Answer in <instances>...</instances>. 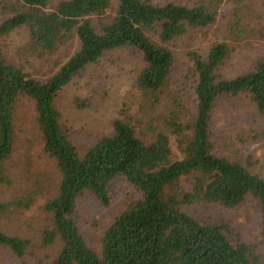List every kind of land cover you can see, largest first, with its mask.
<instances>
[{
  "label": "trees",
  "instance_id": "1",
  "mask_svg": "<svg viewBox=\"0 0 264 264\" xmlns=\"http://www.w3.org/2000/svg\"><path fill=\"white\" fill-rule=\"evenodd\" d=\"M198 1L192 5L152 0L1 3L0 39L21 28L28 51L35 55H51L64 45L76 44L67 60L44 79L9 62L0 46V184L7 180L4 162L13 148L16 104L27 97L34 103L43 151L54 159L60 174L57 193L44 206L51 215V228L44 230L43 244H60L52 264L259 263L256 245L234 241L225 224L210 223L184 210L214 203L234 207L251 196L264 235V175L214 153L210 129L212 110L223 96L245 94L264 115V55L249 71L222 78L217 69L229 56L230 44L214 43L206 56L192 51V97L172 91L175 56L169 43L187 28L214 23L224 3ZM243 1L228 0L236 3V18ZM253 30L249 23L236 20L227 28V38L239 41ZM255 33L264 38V27ZM118 48H133L139 54L141 66L132 85L142 97L139 114L144 115L134 120L123 109L124 118H114L110 133L80 152L60 124L55 98L86 66ZM163 104L157 123L152 124L153 114ZM143 120L148 121L140 129ZM251 132L257 138L258 131ZM115 180L125 186V208L92 246L78 227L77 199L89 191L101 206H108L109 186ZM17 204L0 201V218ZM29 243L0 230V246L17 256Z\"/></svg>",
  "mask_w": 264,
  "mask_h": 264
},
{
  "label": "rangeland",
  "instance_id": "2",
  "mask_svg": "<svg viewBox=\"0 0 264 264\" xmlns=\"http://www.w3.org/2000/svg\"><path fill=\"white\" fill-rule=\"evenodd\" d=\"M3 1L7 0H0V11ZM56 1L51 0V3ZM152 1L186 5L199 2ZM235 6L236 3L231 5L224 0L214 23L203 28H187L169 43L175 56L173 92L180 91L192 97L194 77L189 56L192 51L206 56L214 43L225 41L230 44L232 50L229 56L217 69L222 78H233L249 71L254 61L264 55V38L255 33L264 27V0H244L238 18L233 14ZM236 20L249 23L250 30L254 29L248 38L239 41L227 38V28ZM0 46L9 62L40 79L53 73L76 48V44L64 45L54 54L35 55L28 51L26 32L21 28L1 38ZM140 66L139 54L133 48L111 50L97 63L86 66L58 93L54 104L60 113V124L78 151L82 152L100 136L110 133L114 118H124L123 109L128 113V118L137 120L143 117L139 110L144 102L132 85ZM165 101L169 103V98ZM164 106L155 111L152 121L148 119L152 124L157 123ZM150 115L149 111L148 117ZM147 121L143 120L140 125L144 128L140 129H145ZM210 129L214 153L238 160L252 173L264 175V115L258 114L255 105L245 94L219 98L211 113ZM253 130L258 131L257 138H253ZM173 150L176 151L175 145ZM4 168L7 180L0 184V201L20 204L11 207L6 218H0V230L28 239L30 243L22 256L0 246V264H52L60 244L58 241L43 244V232L51 228V215L44 206L50 197L56 195L60 174L54 159L43 151L34 103L27 97H22L16 104L13 148L4 162ZM183 183L185 188H189L187 181ZM109 190L111 201L108 206H101L89 191H84L76 202L78 227L92 246L97 245L102 230L125 208V186L121 180L113 181ZM184 210L210 223L225 224L231 239L256 245L258 264H264V235L254 198L246 196L234 207L214 203L187 206Z\"/></svg>",
  "mask_w": 264,
  "mask_h": 264
}]
</instances>
